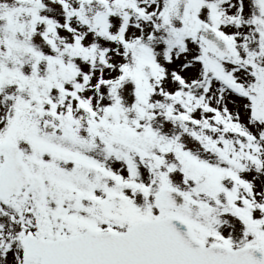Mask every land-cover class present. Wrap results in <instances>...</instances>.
Masks as SVG:
<instances>
[{"label":"snow or ice","instance_id":"6c2138e0","mask_svg":"<svg viewBox=\"0 0 264 264\" xmlns=\"http://www.w3.org/2000/svg\"><path fill=\"white\" fill-rule=\"evenodd\" d=\"M0 264H264V0H0Z\"/></svg>","mask_w":264,"mask_h":264}]
</instances>
